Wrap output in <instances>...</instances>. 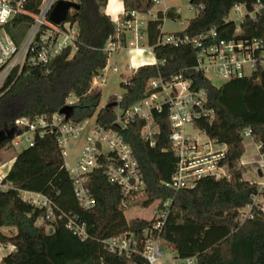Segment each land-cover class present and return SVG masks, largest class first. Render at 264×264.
<instances>
[{"label": "trees", "instance_id": "trees-1", "mask_svg": "<svg viewBox=\"0 0 264 264\" xmlns=\"http://www.w3.org/2000/svg\"><path fill=\"white\" fill-rule=\"evenodd\" d=\"M39 2L34 0L33 10ZM259 2L264 0H189L197 15L177 33L196 38L214 29L217 40L264 42V8L256 20L246 17L239 26L229 19L235 6L243 5L250 12ZM107 3L108 0H80L81 8L68 17V21L79 26L74 52L66 50L47 66L32 67L9 83V89L0 96V131L17 132L15 120L19 118L52 116L70 98L75 99L74 114L66 120L82 122L97 114L98 123L111 126L116 107L110 104L118 103L127 109L147 96L151 79L182 74L190 79L194 90L206 92L208 103L215 110L212 121L200 119L196 126L210 140L226 146L221 165L228 168L230 179L206 177L194 189L180 191L167 187L178 159L169 145L168 111L155 112L159 133L154 148L141 138L142 121L130 124L122 132L147 184L143 198L133 206L148 208L156 202L162 205L172 200L161 238L181 258L196 257L198 264H264V217L256 216L244 223L238 220L239 210L251 203L252 195L259 193L264 197V189L259 192L255 183L244 178L246 169L239 166L246 151L243 133L247 129L264 156V70L214 86L194 70L197 50L192 45L159 44L165 34L164 20L180 18L174 9L160 11L146 29L147 46L153 48L157 63L139 67L122 83V100L112 98L98 110L101 92L92 90L91 84L103 75L107 65L104 47L115 33V24L105 13ZM123 5L124 18L132 11L147 13L154 8L151 0H123ZM10 143L11 139L1 141L0 151L11 147ZM5 181L12 187L0 188V246H12L14 251L4 256L0 264H146L138 253L127 258L109 252L103 240L135 233L138 250L142 251L144 230L155 218L128 220L120 204L119 188L107 181L102 169L88 175L87 187L95 198V206L84 210L76 199L56 133L38 136L32 147L22 149ZM21 190L41 193L54 203L57 221L52 234L47 224L38 225L45 210L24 202ZM68 216L86 223L89 238L82 241L66 228ZM3 228L14 231L7 234Z\"/></svg>", "mask_w": 264, "mask_h": 264}, {"label": "built area", "instance_id": "built-area-1", "mask_svg": "<svg viewBox=\"0 0 264 264\" xmlns=\"http://www.w3.org/2000/svg\"><path fill=\"white\" fill-rule=\"evenodd\" d=\"M61 1L80 4V0H40L36 10H33L34 0H0V96L9 89L10 82L30 68L45 67L66 50L74 52L79 26L76 22L68 21V17L76 10L70 9L62 23L56 24L50 19L55 6ZM151 2L154 7L162 5L161 0ZM263 8L264 2H259L250 12L243 5H237L233 10L238 14V18L232 21L239 26L246 17L256 20ZM152 10L147 13L132 11L127 15L128 18L114 21L115 33L109 37L104 47L107 55L105 70L109 68L114 72L119 71L118 63L112 62V58L126 50L123 36L127 32L134 33L136 48H142L141 38L145 36L148 25L145 18L148 16L151 20L157 19V14H153ZM174 12L180 14V8H175ZM22 24L28 25L29 32L23 42L18 43L12 32ZM239 32L238 28L237 33ZM216 37L214 29L196 38L181 36L178 33H165L160 37L159 44L192 45L197 50V65L194 70L201 72L208 80L209 75L213 74L225 83L231 79L249 76L255 70H264L262 40H217ZM147 49L153 53L152 47L147 46ZM128 69H133L131 64ZM102 78L103 75L93 79L92 90L99 88L98 80ZM117 100L120 102L122 96ZM73 103L67 102V105ZM164 110L168 111L170 123L169 145L178 159L176 172L166 186L180 191L194 189L197 183L206 177L230 179L228 168L221 165L225 158L226 146L210 140L196 126L200 119L212 121L215 110L209 105L206 92L194 90L190 79L182 74L151 79L144 99L127 109L116 107V118L111 126H103L96 119L93 125L90 119L82 122L66 120L59 112L52 116L19 118L15 120L18 134L11 140L10 146L18 147L25 142V148L32 147L36 137L47 132L56 133L58 147L79 205L84 210H91L95 206V198L87 187L88 175L102 169L107 181L119 188L121 207L128 210L143 198L147 184L133 149L125 142L122 132L126 131L130 124L142 121L141 138L149 147L154 148L159 133L154 113H162ZM82 134H85V137L76 163L70 166L66 159ZM243 137L244 140L254 142L249 129L243 133ZM256 148L260 152L258 144ZM262 158L264 159V156ZM263 159L261 164L264 166ZM260 171L258 170V173ZM6 175L7 173L0 170L2 190L12 187L5 181ZM262 189H259V192ZM20 194L24 202L45 210V215L40 221L47 224L48 231L53 229L57 221L54 203L41 193L21 190ZM171 203V199L164 202L156 212V221L144 230L142 251L138 250L139 239L135 233L103 240L105 248L115 255L127 258L138 253L146 264H198L196 257L181 258L161 238ZM256 216L264 217V197L259 193L252 195L251 203L239 210L238 220L244 223ZM66 228L82 241L89 238L86 223L77 217H66Z\"/></svg>", "mask_w": 264, "mask_h": 264}, {"label": "rangeland", "instance_id": "rangeland-1", "mask_svg": "<svg viewBox=\"0 0 264 264\" xmlns=\"http://www.w3.org/2000/svg\"><path fill=\"white\" fill-rule=\"evenodd\" d=\"M167 1L169 4L177 5V7H180L181 13H180V18L176 20L166 19L164 26L162 28L163 32L167 34L181 32L184 29H186L190 20L196 17L197 12L191 7L189 0H167ZM162 8L164 7L162 6ZM162 8H160L159 6H155L154 10L157 11V9L159 10ZM237 18H238V14L236 13L235 10H232L229 19L235 20ZM145 20L148 23L149 21H151V18L147 16ZM28 32H29L28 25L22 24L19 27H17L12 32V34L18 43H22L24 38L27 36ZM113 60L118 62L119 71L114 72L113 70L107 68L103 73V78L98 80V82L100 83V92H101V101L98 109L106 106L112 98L118 99L119 96H122L125 93V89L123 88L122 83H124L125 80L131 76V73L123 74L125 68L123 65H125V63H128L127 54L116 56L115 59L112 58V61ZM209 78L214 86H220L223 84V81L219 77L213 74H210ZM68 102H75V99L70 98ZM89 119L91 125H93L95 121V116ZM84 137L85 134H82L79 142L75 144L74 148L70 152L69 157L66 159V162L70 166H74V164L76 163L77 155L82 145V141L84 140ZM244 144L246 151L243 156V160H241L239 163V166L241 168L246 169L244 178L255 183L259 189H262L264 188V166L261 164V159L263 158L260 152L257 150L256 145L252 143V141L250 142L249 139H246L244 140ZM25 147H26L25 142H23L18 147H13V146L5 147L3 150L0 151V162H5L9 159H12ZM258 170H261L263 176H260ZM159 208H161L160 202H156L148 208L143 207L141 204H137L126 210L125 215L128 220L137 219V218L152 220L156 217V212L159 210ZM38 225H44V223L42 221H39ZM7 230L14 231L12 229L4 228L3 232L8 234ZM9 249L10 246H4V245L0 246V261L4 256L8 254Z\"/></svg>", "mask_w": 264, "mask_h": 264}, {"label": "crops", "instance_id": "crops-1", "mask_svg": "<svg viewBox=\"0 0 264 264\" xmlns=\"http://www.w3.org/2000/svg\"><path fill=\"white\" fill-rule=\"evenodd\" d=\"M161 1H162V5H160L159 7L162 8V6H163L164 8L159 9V10L157 9L158 12L161 11V12L165 13V11H167V10L180 8V7H177V5L169 4L167 0H161ZM154 8L152 10L153 14H157L158 12L155 11ZM105 13L111 18V20L113 22L116 21L117 19L123 18L124 13H125L123 0H108L107 6L105 8ZM165 21H166V19H165ZM165 21H164V23H165ZM163 26H164V24H163ZM162 31H163V29H162ZM125 39H126V42L124 45L126 47V50L116 54L113 57L115 59L116 56H119L122 54H127L128 63H125V65H123L125 67L123 74L131 73V75H133L135 72L134 70H137L139 67L144 66V65H152V64L156 63V58H155L154 54L147 49V33L145 34V36H143L141 38V42L143 45L142 48H136L134 33L127 32L125 34ZM137 50H141V51L137 52ZM112 62H116V61L113 60ZM116 63H118V62H116ZM130 64L133 67L132 70L128 69V66ZM98 84H99L98 90H100V83L98 82ZM104 107H102V108H104ZM102 108H100V109H102ZM100 109H98V110H100ZM96 115L97 114H95V119H96ZM250 142H251V140H250ZM252 143H254L256 145L255 142H252ZM15 157H13L12 159H9L5 162H0V168H1L0 170L8 174V172L10 171V169L14 163ZM241 160H243V157ZM2 231H4V228L2 229ZM7 231L10 232V230H7ZM12 251H14V247L10 246L8 253H10Z\"/></svg>", "mask_w": 264, "mask_h": 264}, {"label": "water", "instance_id": "water-1", "mask_svg": "<svg viewBox=\"0 0 264 264\" xmlns=\"http://www.w3.org/2000/svg\"><path fill=\"white\" fill-rule=\"evenodd\" d=\"M80 8H81L80 4H72L69 2L61 1L55 6L53 12L50 15V19L52 22H54L56 24L62 23L66 20L70 9L79 10ZM109 106L110 107H117L118 103H112ZM59 114L65 116L67 119L71 118L74 114L73 105L64 106L59 111ZM17 134L18 133L15 132V130H12L11 132H9L7 130H1L0 131V142L3 140H7V139L12 140ZM259 174H260V176L263 175V173L261 171L259 172ZM49 233L52 234L53 229H50Z\"/></svg>", "mask_w": 264, "mask_h": 264}, {"label": "bare ground", "instance_id": "bare-ground-1", "mask_svg": "<svg viewBox=\"0 0 264 264\" xmlns=\"http://www.w3.org/2000/svg\"><path fill=\"white\" fill-rule=\"evenodd\" d=\"M141 50H137V52H140Z\"/></svg>", "mask_w": 264, "mask_h": 264}]
</instances>
